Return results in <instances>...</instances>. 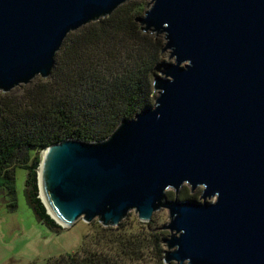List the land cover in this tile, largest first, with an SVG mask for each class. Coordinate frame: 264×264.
I'll use <instances>...</instances> for the list:
<instances>
[{
    "label": "water",
    "instance_id": "obj_1",
    "mask_svg": "<svg viewBox=\"0 0 264 264\" xmlns=\"http://www.w3.org/2000/svg\"><path fill=\"white\" fill-rule=\"evenodd\" d=\"M131 1L0 0V93L50 79L70 34ZM150 1L137 22L174 61L154 105L106 141L44 151L39 198L65 230L167 210L165 264H264V0Z\"/></svg>",
    "mask_w": 264,
    "mask_h": 264
},
{
    "label": "trees",
    "instance_id": "obj_2",
    "mask_svg": "<svg viewBox=\"0 0 264 264\" xmlns=\"http://www.w3.org/2000/svg\"><path fill=\"white\" fill-rule=\"evenodd\" d=\"M145 8L144 1H131L111 17L70 34L50 79H36L8 95L0 93V196L10 200L11 209L17 207L15 171L23 168L28 172V201L38 219L61 230L39 198L43 152L66 140L106 141L121 123L153 106L154 81L167 62L164 36L144 33L137 22ZM167 196L176 198L172 192ZM178 199L196 202L188 187ZM97 230L93 240L85 238L79 252L47 264H111L107 247L119 248L128 240L111 235L114 229ZM148 232L160 264H165L167 233L152 224Z\"/></svg>",
    "mask_w": 264,
    "mask_h": 264
},
{
    "label": "rangeland",
    "instance_id": "obj_3",
    "mask_svg": "<svg viewBox=\"0 0 264 264\" xmlns=\"http://www.w3.org/2000/svg\"><path fill=\"white\" fill-rule=\"evenodd\" d=\"M142 1L146 6L145 10L148 11L151 8L149 5L151 1ZM164 60L167 63H174L169 53H164ZM154 103L155 100L153 105ZM27 173L23 168H17L15 171L17 192L15 209L9 207L10 200L0 196V264H47L50 260L79 252L85 238L88 236L93 240L99 231L98 226L103 228L97 221L88 225L81 220L67 230L57 231L42 223L28 201ZM188 190L191 193L189 187ZM202 192V189H197L191 193L198 203H203ZM208 202L213 203L215 199ZM169 222V212L161 210L154 214L150 224L159 231L166 232L169 237L170 233L164 231ZM148 225L140 222L138 216L132 212L119 227L110 228L117 230L111 235L117 238L123 236V241L128 240L119 248L107 247L106 253L111 257V264H160L159 253L152 248L148 240L150 236ZM164 249L167 251L166 246Z\"/></svg>",
    "mask_w": 264,
    "mask_h": 264
},
{
    "label": "bare ground",
    "instance_id": "obj_4",
    "mask_svg": "<svg viewBox=\"0 0 264 264\" xmlns=\"http://www.w3.org/2000/svg\"><path fill=\"white\" fill-rule=\"evenodd\" d=\"M42 200H43L44 203L46 204V206H47V208H48V212H49V214H50L54 219L57 220V218L55 217V215L52 213V211H51L50 208H49V205H48V203H47V201H46V198H45L44 192H42ZM57 221H58V220H57ZM58 222H59V221H58Z\"/></svg>",
    "mask_w": 264,
    "mask_h": 264
}]
</instances>
